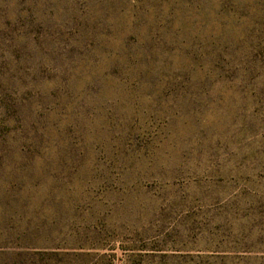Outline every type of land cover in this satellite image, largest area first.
<instances>
[{"label":"rangeland","instance_id":"374dc122","mask_svg":"<svg viewBox=\"0 0 264 264\" xmlns=\"http://www.w3.org/2000/svg\"><path fill=\"white\" fill-rule=\"evenodd\" d=\"M0 264H264V0H0Z\"/></svg>","mask_w":264,"mask_h":264}]
</instances>
